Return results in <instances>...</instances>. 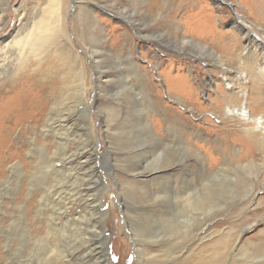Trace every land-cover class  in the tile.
<instances>
[{"label":"bare ground","instance_id":"obj_1","mask_svg":"<svg viewBox=\"0 0 264 264\" xmlns=\"http://www.w3.org/2000/svg\"><path fill=\"white\" fill-rule=\"evenodd\" d=\"M9 1L0 0V27L4 26V15L10 9ZM217 2L228 4L227 0ZM249 2L252 10L263 12L264 0ZM154 3L158 5L160 0H148L147 6L151 7ZM47 4L46 10L37 11L30 20L26 19L20 26H15L4 37L5 43H0V130L5 144L3 146L6 148L4 156L0 158V264H118L110 259L105 224L108 218L106 214L109 212L102 211V201L98 195L90 192V183L97 182L104 190L110 185L100 173L90 174L86 162L90 156L86 153L90 135L87 136L86 132L78 134L74 123L75 120L87 118L88 111L83 101L87 84L86 66L80 63L67 26L62 23L59 0H48ZM235 5L249 10V7L245 8L241 3ZM229 6L231 7L230 4ZM232 12L233 22L237 25V37L243 39V45L239 49L242 56L244 54L248 59L249 65L253 66V72L248 80L241 76L244 75L242 71L235 74V78L229 77L228 73L219 72L222 82L217 79L211 81L215 84L216 91L238 95V105L227 106L226 115L235 113L240 120L252 122L249 131L257 133L255 131L259 129L257 124L260 120L253 117L252 113L264 105V39L262 34L254 32L245 15L234 8ZM89 13L85 18L86 23L90 26V20H93L94 28L97 26L99 29L101 45H108V51H111L109 46L117 44L116 32L120 29L114 26L111 27L112 34H105V26L99 21L97 12L91 10ZM88 32L90 37V31ZM128 32L126 27L123 34L129 36ZM165 36L156 33L158 41H162ZM187 45L192 47L191 52L195 57L206 59V55L217 63V67H224L221 56L214 48L181 34L176 46L182 50ZM111 53L116 54L113 51ZM126 55L131 62L130 71L138 76L140 71L133 52L129 50ZM170 75V80L180 78L176 87H181L179 91L184 93L182 85L187 82L188 75L180 74L174 78ZM155 92L158 93L157 90ZM139 94L142 96L141 101L137 102V113L132 118L143 133L155 137V124L169 122L171 109H168V104L158 94L152 96V93L143 89ZM191 95L194 98L192 93ZM142 100L147 106H143ZM149 111L157 114L149 116ZM148 164L145 160V163L140 162L128 169L132 179L127 187H140L141 192L132 191L133 196H136L134 199H139L140 203L147 202V205L143 204L138 211L159 221L166 230L162 239L155 241L162 253L165 252V256L181 255L182 249L187 244L190 245L193 237L198 244L192 249L203 247L200 243L206 239L214 244H221L222 248L226 246L228 232H207L212 222L207 217H214L215 212L219 213L229 203L233 205L239 202L243 210L250 208V202L255 199L258 190L253 184L245 182L257 180L261 184L260 178L264 175V162L256 163L254 159H249L245 163L238 162L234 168H229L226 161L225 165L214 170H209L202 162L196 175L194 174L195 178L187 173L181 179L166 181L164 178L171 172V163L153 168H149ZM149 165L152 166L151 163ZM255 167H258L257 171H254ZM158 181L165 184L152 190L148 183L153 185ZM241 186L243 187L240 189ZM145 196L149 198L142 201ZM168 198L175 201L176 211L171 209ZM123 218L126 224L128 218L125 215ZM141 223L145 227V221ZM259 223L264 225V215L239 228L230 244V250L224 247L223 250L215 251L208 261L203 256L194 264H217L226 257L245 262L249 258L245 256L246 252L234 254L232 249L243 232ZM146 235L145 239L152 237ZM153 238L156 240L157 236L153 235ZM132 241L137 246L134 243L136 241ZM143 251L144 249L141 255L145 258H157L152 252ZM254 258L264 262V254Z\"/></svg>","mask_w":264,"mask_h":264},{"label":"rangeland","instance_id":"obj_2","mask_svg":"<svg viewBox=\"0 0 264 264\" xmlns=\"http://www.w3.org/2000/svg\"><path fill=\"white\" fill-rule=\"evenodd\" d=\"M47 1L10 0V9L5 13L2 22L4 26L0 27V43H5L4 37L15 26H20L26 19L30 20L37 11L46 10ZM227 1L228 4L225 2L218 4L217 0H160L158 5L154 3L148 7V0H59L62 23L67 26L73 48L79 55L80 63L86 66L88 72V74L85 73L87 84L83 98L88 111L87 118L75 120L74 123L78 128V134L86 132L87 136L90 135L86 152L90 155L86 161L90 174L100 173L110 185L104 190L99 183H90V192L98 195L103 203L102 211L109 212L108 215L106 214L108 218L105 224L109 237L111 262L118 264H194L199 257L203 256L206 258L205 261H208L215 251L223 250L224 247L226 250L231 249L230 244L243 224L250 223L258 216L264 215L263 175L260 178L261 184L257 183V180L245 182V184H253L258 190L255 199L250 202L252 203L250 208L243 210L241 203L235 202L233 205L229 203L219 213H214L215 218L207 217L209 222L212 221L207 232H228L226 246L222 248L221 244H214L206 239L200 243L203 247L192 249L198 244L193 237V241L189 242L190 245L187 244L182 249L181 255L168 254L165 256V252L162 253L161 247L157 246L155 241L161 240L166 230L159 221L138 211L140 206L147 205V202L140 203L139 199H134L136 196H133L132 191L138 192L140 187L136 186L137 188L132 187V189L127 187L132 179L128 169H132L140 162L145 163V160L147 164H152V166L148 164L149 168L171 163V172L164 178L166 181L181 179L182 175L185 176L187 173L195 178V172L199 170L202 162L209 170L223 166L226 161L229 168H234L238 162L245 163L249 159H254L256 163L264 162V105L252 113L253 117L259 118L260 123L257 124L259 126V129L255 131L257 133H251L249 130L252 122L240 120L235 113L226 115L227 106L236 107L238 105L237 94L218 92L211 81L213 79L221 81L219 72L228 73L229 77L235 78L234 75L242 71L244 75L241 76L246 77V80L252 75L253 66L249 65L248 59L244 54L242 56L241 49H239L243 45V39L237 37V25L233 22L232 8L245 15L247 22L254 28V32L262 34L263 39L264 10L263 12L252 10L249 0ZM237 3H241L245 8L249 7V10L239 5L234 6ZM91 10L99 15V21H102L105 26V34H112L111 27L114 26L121 30L116 32L117 44L109 46L110 50L116 53L115 55L108 51V45H101L99 29L97 26L94 28L93 20H90V26L86 23L85 18ZM126 27L129 30V36L123 34ZM88 31H90V37ZM156 33L166 36L162 41H158ZM181 34L207 43L214 48L221 56L224 67L221 69L217 67V63L208 59L205 54L203 55L206 59L195 57L190 45L180 50L176 42L179 41ZM121 48H123L122 52ZM129 50L133 52L134 61L140 71L138 76L130 71L131 62L126 58ZM170 61L172 63L169 64ZM168 73L173 78L180 74L188 75L187 82L182 85L184 93L179 91L181 87H176L180 78L172 79V82ZM142 89L148 90L153 94L152 96L160 95L172 112L169 122L155 124L157 134L155 137L143 133L132 118L137 113V105L142 97L139 93ZM156 90L158 93L155 92ZM142 103L144 107L147 106L145 101L142 100ZM148 114L154 116L157 112L153 111L151 114L149 111ZM1 134L0 130V152H3L0 153V158L4 156L6 149ZM117 136L120 139H117ZM7 165L3 167L4 172ZM257 169L258 167H255L254 171ZM163 184H165L163 181H158L153 185L148 183L152 190L159 186L162 187ZM147 198L145 196L142 201ZM168 199L171 209L176 211L175 201ZM123 215L128 218L126 224ZM143 221H145V227L142 226ZM146 234L152 237L145 239ZM153 235L157 236L156 240ZM132 240L136 241L134 243H137V246H134ZM143 249V252H152L151 254L157 255V258H145L141 255ZM232 250L234 254L245 251V256L249 257L248 260L241 263V261L226 257L217 264H249L251 261L252 264H264L261 260L254 258L264 254V225L259 223L243 232Z\"/></svg>","mask_w":264,"mask_h":264}]
</instances>
